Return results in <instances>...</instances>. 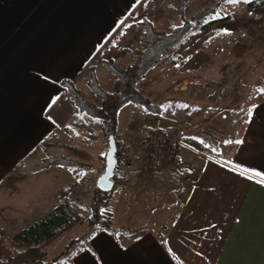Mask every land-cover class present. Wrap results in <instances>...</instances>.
<instances>
[{"label": "crops", "instance_id": "obj_1", "mask_svg": "<svg viewBox=\"0 0 264 264\" xmlns=\"http://www.w3.org/2000/svg\"><path fill=\"white\" fill-rule=\"evenodd\" d=\"M143 1L0 0V218L9 226L47 216L58 188L42 161L70 158L56 152L61 143L79 147L65 132L77 110L61 82L80 89L89 65L100 83L98 66L119 56ZM189 105L161 112L163 131L181 138L177 160L148 170L135 152L123 157L111 198L120 228L95 232L67 264H264V184L231 170L264 173V96L248 110Z\"/></svg>", "mask_w": 264, "mask_h": 264}, {"label": "rangeland", "instance_id": "obj_2", "mask_svg": "<svg viewBox=\"0 0 264 264\" xmlns=\"http://www.w3.org/2000/svg\"><path fill=\"white\" fill-rule=\"evenodd\" d=\"M256 1L248 0L244 3L241 0L240 3L229 4L226 0H144L130 14L128 22L126 21L127 29L122 31L121 39L117 40L119 56L106 58L98 66L102 72L98 73L100 83L94 71L98 85L107 92L112 91L115 77L108 72L105 63L111 62L119 69L133 63L130 53L140 50L145 43L144 31L140 26L142 21L149 22L158 32L169 34L197 14L210 11L211 21L225 17L227 20L207 24L209 19L206 18L204 27L192 25L188 42L180 49L170 52V61L164 59L151 67L138 82L137 88L152 103L158 104L162 112L165 110L167 118L174 116L175 109L185 114V105L190 109L191 103L207 104L209 109L215 110H248L264 96V92L259 91L264 89V6L248 5ZM88 77L90 79L89 73ZM75 88L85 101L100 106V101L90 91L87 83H80V89ZM75 109L77 110L76 107ZM119 112L116 129L120 143L118 170L124 161L123 157L132 152L141 159L139 148L147 133L161 129L169 131L168 123L161 114L146 113L133 104L124 106ZM65 132L74 137L75 145L79 147L73 151L71 142L61 143L56 147V152L68 154L70 158L57 157L75 159L80 166H53L56 171L52 174L56 175L58 189L54 200L49 203L47 216L55 207L59 191L69 188L68 198L79 213L81 221L49 245L45 252L47 260L63 254L62 260L67 264L74 254L87 245L94 233L101 230L88 225V205L96 187V177L98 179L103 169V166L101 169L95 166L105 156L108 143L100 123L78 110L70 125H66ZM72 154L75 155L74 159ZM49 157L52 156L47 155L42 161V167ZM37 178L41 177H33L32 180H38ZM40 185L41 182H37L36 187H31L33 193L30 189L27 193L32 194L33 198L39 196ZM50 186L52 187L51 184ZM118 195L112 190L115 200L119 199ZM116 204L115 201L112 202L114 207ZM112 205L110 201L111 210ZM114 216V227L119 229L120 213L116 212ZM30 221L35 223L33 219L9 226V220L0 218V228L4 230L3 237L8 246L12 235Z\"/></svg>", "mask_w": 264, "mask_h": 264}, {"label": "trees", "instance_id": "obj_3", "mask_svg": "<svg viewBox=\"0 0 264 264\" xmlns=\"http://www.w3.org/2000/svg\"><path fill=\"white\" fill-rule=\"evenodd\" d=\"M248 5L264 6V0H257L255 3L252 2ZM209 14L210 11L199 13L191 20L185 21L181 27L173 29L169 34L158 32L154 30L149 22L142 21L140 26L144 31L145 43L140 50L130 53L133 63L123 69L116 68L111 62L105 63L108 72L115 77L111 92L100 88L93 67L86 66L85 68L90 76L87 86L100 101L99 107L85 101L69 80L61 82V86L72 96L78 112L100 123L101 131L106 137L107 143L108 137L113 136L117 149L113 183L120 181L119 159L117 156L120 143L116 136L118 112L124 106L133 104L146 113L161 114L162 108L146 98L138 90L137 84L155 64L164 59L170 61V52L180 49L190 39L191 36L188 33L192 25L200 26V28L204 27L206 25L204 21L206 18L209 19ZM225 20H227V17L214 21L209 19L207 24ZM102 163L103 172L105 156L102 158ZM64 165L80 166V163L62 157H49L44 161L43 166L49 168ZM69 191V188L61 189L53 211L28 228L15 232L10 238L9 246L6 238L3 237L4 230L0 228V264H65L62 260L64 258L63 254L52 260H47L45 249L81 221L79 213L73 208L72 202L68 198ZM111 198L112 190L103 192L96 187L94 188L91 203L88 205L90 217L87 222L90 227L115 230L113 213L109 206Z\"/></svg>", "mask_w": 264, "mask_h": 264}, {"label": "built area", "instance_id": "obj_4", "mask_svg": "<svg viewBox=\"0 0 264 264\" xmlns=\"http://www.w3.org/2000/svg\"><path fill=\"white\" fill-rule=\"evenodd\" d=\"M182 146L180 136L167 131H151L140 144L139 154L144 166L153 170L160 161H176Z\"/></svg>", "mask_w": 264, "mask_h": 264}, {"label": "water", "instance_id": "obj_5", "mask_svg": "<svg viewBox=\"0 0 264 264\" xmlns=\"http://www.w3.org/2000/svg\"><path fill=\"white\" fill-rule=\"evenodd\" d=\"M116 146L113 136L108 137V149L105 154V167L96 181V188L103 192H109L113 188L112 178L116 166Z\"/></svg>", "mask_w": 264, "mask_h": 264}, {"label": "snow or ice", "instance_id": "obj_6", "mask_svg": "<svg viewBox=\"0 0 264 264\" xmlns=\"http://www.w3.org/2000/svg\"><path fill=\"white\" fill-rule=\"evenodd\" d=\"M229 4H237L240 3L241 0H226ZM244 3H247L248 0H243ZM259 91L264 92V89H259ZM185 107H187L185 105ZM249 116H251V110H249ZM226 143H231V141H226ZM235 143H241V141L237 140ZM232 171L237 172L238 175L245 177L246 179L252 180L253 178H258V182L264 184V173L260 171H255L246 167H241L240 165H233ZM87 251V250H86Z\"/></svg>", "mask_w": 264, "mask_h": 264}]
</instances>
